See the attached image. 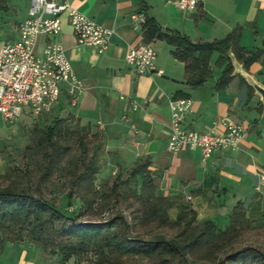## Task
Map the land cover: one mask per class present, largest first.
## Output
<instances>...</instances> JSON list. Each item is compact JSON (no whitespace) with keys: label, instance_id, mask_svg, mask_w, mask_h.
Instances as JSON below:
<instances>
[{"label":"crops","instance_id":"1","mask_svg":"<svg viewBox=\"0 0 264 264\" xmlns=\"http://www.w3.org/2000/svg\"><path fill=\"white\" fill-rule=\"evenodd\" d=\"M19 1L9 0V9L12 4L16 14L14 30L18 38L19 25L28 17L30 6L26 0L22 10ZM58 1L71 3L115 32L108 49L100 53L93 46L79 44L68 15H62L57 40L66 48L84 88L73 103L63 84L54 114L71 113L93 133H99L101 158L110 169L129 170L148 159L157 192L188 202L201 220H212L224 229L238 203L243 204L250 219L264 217V104L240 74L239 66L246 70L243 65L231 54L234 78L224 88H217L224 67L216 64L219 53H215L211 77L193 88L187 84L185 63L173 56V47L165 45V41L152 43L158 55L157 67L163 74H141L125 56L129 45L143 40L144 22L132 20L134 13L144 18L153 16L163 29L184 33L195 42L221 39L236 26H243L242 45L263 49L264 0H202L191 12H183L169 0ZM48 40L40 37L39 54ZM246 71L264 86L261 61ZM183 93L192 100L185 128L203 132L216 124L222 130L223 122L234 120L246 129L241 146L216 151L207 160H203L200 149L183 147L171 151L170 101L182 98L178 96ZM27 113L30 114H24Z\"/></svg>","mask_w":264,"mask_h":264},{"label":"trees","instance_id":"2","mask_svg":"<svg viewBox=\"0 0 264 264\" xmlns=\"http://www.w3.org/2000/svg\"><path fill=\"white\" fill-rule=\"evenodd\" d=\"M3 10H9V0H0V11ZM243 29L236 26L224 38L195 42L184 33L163 29L153 16H147L143 40L150 44L162 40L171 45L173 56L185 63L187 84L193 88L211 77V59L219 53L216 64L224 69L216 87L224 88L234 78L231 54L246 70L259 60L264 65V48L248 49L242 45ZM178 97L189 98L185 93ZM90 134L89 126L79 123L73 126L67 117H55L44 126L35 125L25 156L28 162L35 160L37 169L35 174L27 169L23 175L43 181L55 175L71 179L68 203L72 205L73 192H77L82 208L64 211L46 199L41 188L35 192L29 186L0 185V232L4 241L28 238L59 255L63 262L92 253V264H264L263 248L235 244L242 229L253 223L242 203L233 208L226 229L219 228L212 220H199L191 204L157 192L148 159L137 162L128 177L117 179L110 191H97L94 182L99 160L97 154L90 153ZM130 182L140 183L139 189L130 187L127 196L139 204L134 226L122 215L113 214L102 220L78 218L83 212H93L99 197L103 201L101 206L110 203L112 197L118 199L121 186ZM173 207L178 208L175 221L169 214ZM152 222L158 227L170 226L176 232L154 237L136 234L137 224Z\"/></svg>","mask_w":264,"mask_h":264},{"label":"built area","instance_id":"3","mask_svg":"<svg viewBox=\"0 0 264 264\" xmlns=\"http://www.w3.org/2000/svg\"><path fill=\"white\" fill-rule=\"evenodd\" d=\"M28 17L19 25V38L0 45V116L13 122L29 110L34 117L50 113L59 102L63 84L67 85L73 103L84 88L77 77L64 45L57 40L62 28V15L66 13L81 45L93 46L102 53L109 47L114 28L98 23L95 19L58 0H29ZM183 12L196 10L202 0H169ZM132 20L145 21L141 13L132 14ZM49 38L42 53L37 52L40 37ZM127 62L141 74L163 70L157 67V51L144 40L131 44L126 51ZM192 100L180 98L170 101V137L168 147L179 151L183 147L200 149L203 160L214 152L236 149L241 146L246 129L234 120L223 122V129L215 124L199 132L184 127ZM136 130L135 127H133ZM137 131V130H136ZM264 178V175L262 176Z\"/></svg>","mask_w":264,"mask_h":264},{"label":"rangeland","instance_id":"4","mask_svg":"<svg viewBox=\"0 0 264 264\" xmlns=\"http://www.w3.org/2000/svg\"><path fill=\"white\" fill-rule=\"evenodd\" d=\"M20 9L24 10L26 0L19 1ZM10 9L0 11V45L2 42L17 39L15 35L16 14L14 13V6L10 5ZM19 34V33H18ZM165 45L169 44L165 42ZM161 53V50H160ZM262 62V60H259ZM263 64V62H262ZM29 111V110H27ZM55 117H67L73 126L79 123L84 126L73 114L67 113L62 116H56L53 110L43 115L42 117H34L31 114H23L19 119L13 122H7L0 116V185L2 187L10 185L16 187L29 186L37 192L38 188L44 193L46 199L54 202L64 211H80L82 208V201L77 196V192H73L72 205L68 203V194L71 191V179H60L57 175L53 179L43 181L33 176L32 179H27L25 171L28 169L33 174L36 173L37 166L35 160L27 161L26 151L30 143L33 128L36 124L41 126L49 124ZM89 147L90 153L97 154L99 160V172L95 179V189L101 192H108L112 185L119 181L117 179H126L132 169H110L108 164L101 158V135L95 134L90 128ZM98 137V138H96ZM130 187L140 188V183L130 182L129 184L121 186L122 194L117 199L110 198L108 204L101 206V198L99 197L97 203L92 207V211L83 212L78 218L80 220H102L110 215H122L127 222L134 226L136 220L134 216L138 214L137 207L139 204L135 202L134 198H127L130 193ZM178 208L173 207L170 211V218L175 221ZM250 219V218H249ZM201 220V219H199ZM253 223L245 226L236 239V246L241 245H255L264 249V217L259 219H251ZM229 226V225H228ZM227 226V227H228ZM226 227V228H227ZM220 228V227H219ZM224 228V229H226ZM136 234L144 237H154L159 233L163 235H171L176 232V229L170 226L158 227L156 223L137 224L134 228ZM223 229V228H221ZM94 255L92 253L82 254L72 257L68 262H63L59 255L51 251L44 250L40 245L29 240L23 241H4V236L0 232V264H92Z\"/></svg>","mask_w":264,"mask_h":264},{"label":"water","instance_id":"5","mask_svg":"<svg viewBox=\"0 0 264 264\" xmlns=\"http://www.w3.org/2000/svg\"><path fill=\"white\" fill-rule=\"evenodd\" d=\"M239 72L247 80L249 85L255 89L256 93L261 96V100L264 104V86L257 82L252 75H250L246 70L242 69L240 66Z\"/></svg>","mask_w":264,"mask_h":264}]
</instances>
